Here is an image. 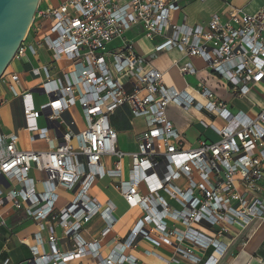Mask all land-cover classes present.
<instances>
[{"label": "built area", "instance_id": "1", "mask_svg": "<svg viewBox=\"0 0 264 264\" xmlns=\"http://www.w3.org/2000/svg\"><path fill=\"white\" fill-rule=\"evenodd\" d=\"M184 1L58 0L52 6L40 0L28 31L36 45L27 33L13 58L36 56L43 47L50 63L31 68L35 83L29 88L20 85L16 73L4 70L0 76L21 98L28 141L45 144L21 149L19 136L4 132L0 123V207L9 204L36 225L27 245L30 256L17 264H68L83 254L97 264H138L125 251L136 247L140 237L155 246H172L177 257L193 263L217 264L227 250L225 239L233 237L232 228L240 231L264 222V97L261 105L249 98L251 87L264 80V5L247 12L228 4L225 15L212 13L204 24L189 26L173 21ZM48 19L47 31L37 36ZM136 30L156 40L148 55L133 49L128 33ZM115 40L119 44L109 47ZM172 49L187 57L176 63L181 74L195 73L192 59L200 58L232 96L249 98L256 114L232 112L205 84L195 88L200 99L167 86L151 60ZM60 60L68 62L65 69L54 66ZM41 95L44 101L36 104ZM3 101L0 97V119ZM169 103L206 112L212 120L199 122L218 138L185 148L166 115ZM74 106L80 107L86 123L77 133L71 130L74 122L64 118ZM121 106L132 118L145 121L133 151L118 147V133L109 124ZM105 157L111 158L109 167ZM32 169L40 179L30 175ZM104 177L113 181L128 207L141 209L127 235L105 255L101 241L118 217L111 202L91 194ZM180 179L183 184H176ZM61 192L70 196L57 208ZM97 217L103 222L99 237L85 241L81 232ZM166 219L184 228L171 227ZM202 222L212 235L194 228ZM0 225L6 226L3 220ZM57 231L72 241L70 250L57 247Z\"/></svg>", "mask_w": 264, "mask_h": 264}, {"label": "crops", "instance_id": "2", "mask_svg": "<svg viewBox=\"0 0 264 264\" xmlns=\"http://www.w3.org/2000/svg\"><path fill=\"white\" fill-rule=\"evenodd\" d=\"M46 2L49 3L48 0H41V5H46ZM228 4L243 7L247 12H252L264 5V0H207L204 2L186 0L181 4L179 10L182 15V21L176 23L185 22L189 26L197 24L202 25L212 13L220 12L225 15ZM176 12L173 14V21ZM33 35V32H29L27 38L28 41L36 45ZM128 37L135 42L142 37V34L139 30L131 31L128 33ZM155 41L156 40H150L152 47L142 50L139 55H148L152 51ZM118 44L119 41L115 40L109 47H115ZM50 60L49 52L45 48L39 47L37 48L36 56L27 54L25 57L13 58L7 65L5 72L18 74L20 85L29 88L35 83V79L31 74V68L38 63L48 64ZM185 60H187V57L178 50L172 49L158 52L152 58L151 65L162 73L163 81L167 86H172L178 91L185 90L195 95L197 99H200L201 97L196 94L195 88L199 84H205L215 91L217 96L226 103L227 107L232 112L242 110L249 116H254L256 114L257 107L256 105H251L249 98L258 105L262 104V99L264 97V80L251 87L248 99L242 97L236 98L227 91V88L221 82L211 76L209 71L205 68L203 61L198 57L192 59L196 72L193 74H181L176 63H182ZM67 63L66 60H60L54 64V66L65 69ZM15 88L16 90L19 89L16 84ZM0 97L4 100L1 107L0 119L2 130L4 132L16 133L19 136L18 147L21 149L44 148L45 144L42 141H38V143H35V141H28L26 132L22 130L25 120L22 113L21 98L13 95L1 82ZM117 110H119L127 121L125 126L117 127L111 123L109 118L110 126L118 133L117 145L122 150L133 151L137 146L138 133L145 129V121L139 117L132 118L126 106H121ZM196 114L204 115L208 118V121L201 118L190 119L192 115ZM166 115L180 132L185 148L195 147L200 140L212 141L218 138L217 134L212 129L205 128L200 124V120L206 122L212 120L211 116L204 111H199L193 107H183L175 103H169ZM64 118L67 122H74V124L71 125V130L75 133L84 129L86 126L82 111L78 106H74L67 110L64 113ZM135 121L139 123L138 129L135 128ZM104 162L105 165L109 167L111 158L105 157ZM126 163L127 159L125 160V164ZM30 175L35 179L41 178V174L34 169L31 170ZM36 188H39V184L36 185ZM91 194L95 195L100 201L111 202L115 208L114 215L118 217L111 231L104 236L101 241V251L102 254L105 255L127 235L136 219L140 216L141 209L139 207H128L117 191L113 181L107 177L98 180L94 184L91 189ZM69 196L67 192L60 193V197H62L65 202ZM6 205L0 207V209L4 208ZM130 212L132 213L129 214ZM2 214L4 218L0 215V221L3 220L6 226L0 225V264L5 258L9 259V264L24 262L30 256L27 245L31 243V237L36 231V225L30 218H27L22 213L14 211L10 205L2 210ZM165 222H167L169 226L176 227L180 230L184 228L171 219H166ZM102 226V220L98 217L94 218L81 232V237L85 241L98 238L99 229ZM27 228H31L33 232L23 237L17 235L18 231ZM194 228L208 235H212V231L206 223L202 222L195 224ZM231 230L235 234L231 231L233 237L225 239V241L228 242L227 250L217 264H264V222L256 221L240 231L238 229L234 230V228ZM57 235L59 237L57 240V247L63 251L70 250L72 248V241L63 237L60 231H57ZM43 236L47 237L46 231L43 232ZM125 252L126 254L134 256L138 264H200L177 257L172 246L165 244L155 246L142 237L137 239L136 247L127 249ZM208 253L207 251L206 255ZM174 257L177 258V261L171 260ZM77 258H79L77 264H97V260L88 254L79 255L75 259Z\"/></svg>", "mask_w": 264, "mask_h": 264}, {"label": "water", "instance_id": "3", "mask_svg": "<svg viewBox=\"0 0 264 264\" xmlns=\"http://www.w3.org/2000/svg\"><path fill=\"white\" fill-rule=\"evenodd\" d=\"M40 0H0V76L27 35Z\"/></svg>", "mask_w": 264, "mask_h": 264}, {"label": "rangeland", "instance_id": "4", "mask_svg": "<svg viewBox=\"0 0 264 264\" xmlns=\"http://www.w3.org/2000/svg\"><path fill=\"white\" fill-rule=\"evenodd\" d=\"M49 1V3L48 2H46V5H48V4H50V5H52V6H56L57 4H58V0H48ZM127 0H116V2L117 3H120V4H122V3H124V2H126ZM180 21H182V15L180 14V12H179V10L176 12V15H175V18H174V22H180ZM50 19H48L47 21H46V23H45V25H44V27L42 28V30L40 31V33L37 35V36H39V35H41L43 32H45V31H47V29H48V27H49V25H50ZM132 46H133V49H134V51L136 52V53H138V54H141V51L142 50H144V49H148L149 47H152V43L150 42V40L146 37V36H144V35H142V37H140L137 41H135V42H133L132 43ZM44 96L43 95H41L40 97H39V99H38V97H36V99H35V103L36 104H38L40 101H44ZM110 121H111V123L112 124H114V125H116L117 127H122V126H125L126 125V123H127V121L124 119V117L121 115V113L119 112V110H116L115 112H114V114L113 115H110ZM198 118H201V119H205V120H207L208 121V118H206L204 115H201V114H196V115H192V118H190V119H198ZM38 125L39 126H42V125H44V121L42 120V118H40V119H38ZM214 124L216 125V126H221L222 125V122L220 121V120H214ZM139 123H138V121H135V128L136 129H138L139 128ZM35 143H38V140L37 141H35ZM73 143L75 144V141L73 140ZM44 148H45V146H44ZM176 184H178V185H182L183 184V180L182 179H180V180H177L176 181ZM65 203V200L62 198V197H60L57 201H56V203H55V206L58 208V207H60V206H62L63 204ZM8 205L9 204H7L5 207H8ZM4 207V208H5ZM4 208H2V209H0V215H1V217L2 218H4V215L2 214V210L4 209ZM132 212H130L129 214H131ZM237 228H235L234 227V230H236ZM33 232V230L31 229V228H27V229H24V230H22V231H18V233H17V235L19 236V237H23V236H25V235H27V234H31ZM123 234H125V233H123ZM78 259L79 258H77V259H75V260H71V261H69V264H77V262H78Z\"/></svg>", "mask_w": 264, "mask_h": 264}]
</instances>
